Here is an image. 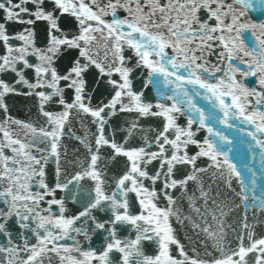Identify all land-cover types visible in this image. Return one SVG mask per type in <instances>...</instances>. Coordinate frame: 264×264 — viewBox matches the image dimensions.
I'll return each instance as SVG.
<instances>
[{"label":"snow or ice","instance_id":"obj_1","mask_svg":"<svg viewBox=\"0 0 264 264\" xmlns=\"http://www.w3.org/2000/svg\"><path fill=\"white\" fill-rule=\"evenodd\" d=\"M259 229L264 0H0V264H264Z\"/></svg>","mask_w":264,"mask_h":264},{"label":"water","instance_id":"obj_2","mask_svg":"<svg viewBox=\"0 0 264 264\" xmlns=\"http://www.w3.org/2000/svg\"><path fill=\"white\" fill-rule=\"evenodd\" d=\"M13 115H14V116H18V117H20V118H24L25 113L14 112ZM258 231H264V229H259Z\"/></svg>","mask_w":264,"mask_h":264}]
</instances>
